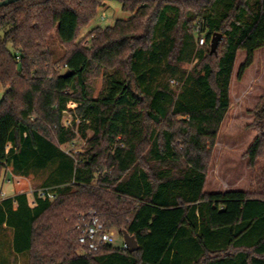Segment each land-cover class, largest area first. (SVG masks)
I'll list each match as a JSON object with an SVG mask.
<instances>
[{
    "label": "trees",
    "instance_id": "1",
    "mask_svg": "<svg viewBox=\"0 0 264 264\" xmlns=\"http://www.w3.org/2000/svg\"><path fill=\"white\" fill-rule=\"evenodd\" d=\"M111 2L132 17L94 28L88 47L78 43ZM53 39L65 49L58 62ZM262 48L264 0H22L0 8V181L9 167L26 175L59 163L53 183L61 191L33 206L25 193L0 200V233L13 231L14 253L29 264H264V105L247 152L249 167L260 169L257 188L205 190L238 55L247 54L241 80ZM94 73L104 79L98 98ZM77 137L85 149L72 158L61 147ZM90 210L140 249L81 255L76 226Z\"/></svg>",
    "mask_w": 264,
    "mask_h": 264
},
{
    "label": "rangeland",
    "instance_id": "2",
    "mask_svg": "<svg viewBox=\"0 0 264 264\" xmlns=\"http://www.w3.org/2000/svg\"><path fill=\"white\" fill-rule=\"evenodd\" d=\"M4 1V0H0ZM132 16L125 13L117 2L108 3L102 8L98 17L89 25L81 29L78 43L88 47L89 41L92 39L91 32L96 27L103 29L114 25L118 20H128ZM198 47L205 46L200 43ZM53 58L58 62L64 55L65 49L59 44L58 40L53 39L52 42ZM247 54L240 52L237 58L233 83L231 88V109L222 125L217 144L213 151L206 184V193H218L229 190H248L251 187L257 188L260 169H251L249 167V159L247 157L248 149L257 137L255 126L256 114L264 105V48L255 53L253 65L246 71L241 80L237 75L240 67L245 63ZM194 65H185V69L190 71ZM64 72V71H63ZM90 90L93 98H98L102 92L104 79L102 73H94L90 76ZM4 96V91L0 92V101ZM69 108L74 109L75 105L70 104ZM65 125L70 126L72 116L65 114ZM92 134L89 133V136ZM85 149V140L77 137L73 142L61 147V150L68 156L75 158L76 155ZM59 163H55L50 167L33 171L26 175L14 173L9 167L3 171L4 186L2 194L6 196L25 193L29 197L32 205L34 199L31 195L32 191L44 188H51L59 196L60 187L56 186L54 176ZM1 179V180H2ZM11 180L12 184L6 181ZM1 182V181H0ZM2 198V199H3ZM56 200V199H55ZM53 200V201H55ZM116 235V247L123 244L122 236L114 230ZM14 233L12 230L1 231L0 233V256L2 264H29V256H21L14 260V253L11 249V240ZM81 252V248L78 251Z\"/></svg>",
    "mask_w": 264,
    "mask_h": 264
},
{
    "label": "built area",
    "instance_id": "3",
    "mask_svg": "<svg viewBox=\"0 0 264 264\" xmlns=\"http://www.w3.org/2000/svg\"><path fill=\"white\" fill-rule=\"evenodd\" d=\"M201 45L205 44V39L201 38ZM7 184H12L11 180L6 181ZM33 199L53 201L57 198V194L51 188L34 190L31 193ZM34 205V202L32 206ZM76 229L79 234V244L81 255H91L100 250L116 247V235L113 230H108L102 222L100 216L95 210L88 211L77 224ZM123 250H129L125 242L121 246Z\"/></svg>",
    "mask_w": 264,
    "mask_h": 264
},
{
    "label": "water",
    "instance_id": "4",
    "mask_svg": "<svg viewBox=\"0 0 264 264\" xmlns=\"http://www.w3.org/2000/svg\"><path fill=\"white\" fill-rule=\"evenodd\" d=\"M22 0H4V1H1L0 2V8L2 7H6V6H9V5H12V4H15V3H18ZM222 35L221 34H217L213 39H212V42H211V51H212V54H216L217 53V49L219 47V44L222 40ZM122 237H123V240L125 242V244L127 245V247L129 248L130 252H137L140 248H139V245H138V242L136 240V238L134 236H131L128 232L124 231L122 233Z\"/></svg>",
    "mask_w": 264,
    "mask_h": 264
},
{
    "label": "crops",
    "instance_id": "5",
    "mask_svg": "<svg viewBox=\"0 0 264 264\" xmlns=\"http://www.w3.org/2000/svg\"><path fill=\"white\" fill-rule=\"evenodd\" d=\"M4 178V177H3ZM4 179H2L1 180V182H0V200L3 198L2 197V194H5V192L3 191V186H4V181H3ZM20 194H22V193H20ZM16 196V195H15ZM7 198H12V197H14V195H11V196H6ZM11 249H12V251H13V253H14V240H11ZM21 256H24V255H16L15 253H14V260H15V262L17 261V258H19V257H21ZM26 256V255H25ZM1 257V256H0ZM4 264V263H3Z\"/></svg>",
    "mask_w": 264,
    "mask_h": 264
}]
</instances>
